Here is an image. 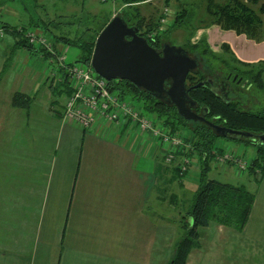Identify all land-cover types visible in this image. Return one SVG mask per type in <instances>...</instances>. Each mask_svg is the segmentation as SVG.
Instances as JSON below:
<instances>
[{
	"label": "crops",
	"instance_id": "crops-1",
	"mask_svg": "<svg viewBox=\"0 0 264 264\" xmlns=\"http://www.w3.org/2000/svg\"><path fill=\"white\" fill-rule=\"evenodd\" d=\"M198 34L239 63L264 62V35L256 40L217 23ZM15 41L7 31L0 38V72ZM33 55L46 66L34 67ZM48 66L43 51L18 46L0 81V264H65V255L70 260L76 250L84 252L86 264H156L157 245L170 249L173 225L156 222L160 164L155 156L149 162L151 143L143 139L131 147L128 141L140 131L127 119L120 126L97 119L85 127L65 119L64 106L45 115L54 106V92L67 88L65 105L72 91L69 81L58 85L48 76ZM41 89L49 104L37 97ZM17 91L32 96L29 106L12 103ZM253 189L243 230L211 222L200 228L197 251L222 232L228 264H264V178Z\"/></svg>",
	"mask_w": 264,
	"mask_h": 264
},
{
	"label": "trees",
	"instance_id": "trees-1",
	"mask_svg": "<svg viewBox=\"0 0 264 264\" xmlns=\"http://www.w3.org/2000/svg\"><path fill=\"white\" fill-rule=\"evenodd\" d=\"M141 1L143 0H121L125 6L119 9L118 13L124 16L129 25L137 27L139 33L145 36L153 47L160 49L164 42L170 40L172 33L178 28H183L190 32L188 34V41L182 46L200 61L199 66L189 72L186 78L187 87H190L189 95L194 100L191 108L198 113H203L205 118L212 123L238 130L251 131L255 134H264V109L258 108L257 104L255 106L249 104V101L253 102L261 96L264 98V62L258 63L259 68L254 73L250 70L251 75L249 72H240L236 65L227 68L223 60L211 55L207 43L195 41L193 36L195 35L196 28L188 21V15L191 16L194 9V7L190 8L189 6L193 5L194 0H177L178 10L164 30L158 28V21H150V19H146L141 15V10L138 8V4ZM169 1L171 2V0ZM169 1L167 0L168 3ZM204 1H206L205 8L212 17L209 22H206L207 24L217 23L225 29H233L256 40L263 37L264 23L261 14L264 13V0L263 2L261 0ZM110 18L111 16L99 29L90 31L87 29V36L73 40V42L80 43L83 51L82 56L77 60L78 62L91 66L90 60L96 37ZM30 23L35 27H42L44 30L48 28V26L36 21H30ZM0 27L3 28L5 33L7 31L13 34L16 40L15 47L10 48L7 52L3 70L0 72L1 81V78L14 59L15 48L22 46L30 50L40 49L42 51L44 49L34 46L29 41L26 28H20L19 25H13L1 20ZM149 34L154 35L149 36ZM54 41L56 43H59V41L65 43L71 42L68 37L61 35H55ZM169 42L172 43L171 41ZM46 53L49 52L46 51ZM225 67L232 74H237L238 78L242 77L243 80L245 79L247 85L242 87L237 81H231L233 83V86H230L231 88L225 86L221 90L215 84L216 81H213L214 83L209 81L212 80L211 78L215 73L221 72L220 70H224ZM63 70L62 79L58 85H68V73L66 70ZM202 81L204 84H199ZM169 83L170 81L167 80L166 86ZM108 87L111 91H115L122 97L141 101V110L154 115L158 122L165 125L171 133L185 129L192 135V138L184 136L185 142L190 138L192 140V148L190 147V149L184 152L188 156L197 157L199 163L197 188L193 192L192 202L186 212L184 214L181 213L179 218L173 217L171 221L182 231L174 243L173 252L167 264H186L189 254L201 246L200 228L208 226L211 222L242 231L249 219L256 192L255 189H249L244 183L237 184L224 181L211 175V171L213 170L212 162L215 155L223 152L222 148L215 145L217 137L220 136L214 128L203 120L186 119L178 113L173 103L163 98L155 97L149 91L138 87L127 79L108 80ZM65 89L67 88L61 87L62 91ZM31 102L32 96L23 92L17 91L12 96V103L14 105L29 106ZM253 104L255 103L253 102ZM245 105H248V107H245ZM225 138L253 143L256 146L255 156L248 164V171L255 180V187L258 186L264 178V140L245 138L240 135H230ZM181 151L180 153H183ZM166 169L168 170V168ZM170 171L172 172L170 174L172 182L176 180L181 182L182 176L187 173H182L180 165L177 164L172 165ZM181 186H184V182L181 183ZM158 198L160 203L168 202L170 205L172 203L173 205L177 204L178 199L174 192L171 195L159 194ZM163 220L170 222V218L164 217Z\"/></svg>",
	"mask_w": 264,
	"mask_h": 264
},
{
	"label": "rangeland",
	"instance_id": "rangeland-1",
	"mask_svg": "<svg viewBox=\"0 0 264 264\" xmlns=\"http://www.w3.org/2000/svg\"><path fill=\"white\" fill-rule=\"evenodd\" d=\"M205 2L206 1L204 0H194L193 5L189 6L190 8L194 7L193 14L191 16L188 15V21L196 28L195 34L197 35L193 36V39L195 41L207 43L210 54L213 56H217L218 59L223 60L226 63L225 65H227V68L236 65L238 71L240 72L247 73L252 70L254 73L259 68L257 63H248L246 65L243 63H239L238 61H235V59L233 58V54H227L224 51H217L216 46H213L211 43L209 44L208 36L201 37L198 34L200 28L209 26L210 24H207L206 22H209L210 19H212L211 15L205 8ZM261 2H263V0H261ZM124 6L125 5L122 4L121 0H0V20L3 22H9L13 25H19L20 28L40 30L42 31V34H45L50 39V41L48 42H51V40L53 42L55 35L68 37L71 40L70 43H65L63 41H59V43H56V41H54L53 44L55 43V45H57V48L55 47V45L53 47L57 50H62L63 52L65 51L64 53L66 54V63L86 66L85 63L77 61L82 56L83 51L81 49L80 43L73 42V40L81 38L82 36H87V29H89V31L93 29H99L110 16L112 18L113 15L118 14V10ZM138 8H140L141 15L143 17H145L146 19H150V21L153 22L158 21V28H160V30H164V28L168 26V24L163 23V17H166V19L170 22L171 19L174 18L176 11L178 10V3L177 0H171V2L169 1V3L167 2V0H143L138 4ZM30 21L39 22L42 25L48 26V28L44 30L42 27H35L31 25ZM188 34H190V32H188L187 30L178 28L172 33L169 41H171L174 45H183L188 41ZM4 35L5 32L3 30V35L0 36V38H2ZM42 49L45 50L42 51L44 52V54H47V58L51 60L53 55L49 51H47L49 53H46V48ZM32 58V62H35L34 67L38 66V64L43 67L46 66L45 60L35 58L34 55L32 56ZM35 59L37 61H34ZM50 66H48L47 68V74L49 77V71L51 69ZM227 68L225 67L224 70L228 71ZM249 73L250 75L252 74L251 72ZM245 83L246 84L243 85L244 87L247 85V82ZM59 90L60 94L58 93V91L54 92L53 94L54 106L52 109H50L49 100L44 97V90L41 89L39 91L37 97H44L43 102L49 104L48 108L50 113H47L45 111V115L51 113L57 114L59 112H62L66 95L64 91L61 90V88ZM119 96L122 97L121 95ZM122 98H124V100L128 103H132L133 105H135L137 110H141V101H139L138 99L133 100L129 97ZM253 102L255 104H253ZM253 102L249 101V104L251 106H255L257 104L258 108L264 109V98H262V96L259 97V99H255ZM245 107H248V105H245ZM85 111L89 116H97L98 120L102 119L103 121L108 122V120L104 119L103 116L98 114V110L88 107L87 109H85ZM142 113L145 115V117H148L150 119L149 121H151L152 127L151 129L138 128V130L140 131V136L134 134L130 138L128 143L131 147L136 148L139 140L141 141L144 139L146 142L149 141L151 143V148L148 154L149 157L147 156L149 158V162H154L153 156H155L158 162L157 165L160 164V171L159 174H157L156 181V207L154 206V209L156 211V222L164 223L162 219L163 217H166L170 218V222H168L172 223L171 221L173 217L179 218L181 213L184 214L186 212L188 206L192 202L193 192L197 188L199 172V163L197 157L188 156V154H185L186 152H184L191 147L192 135H190V132L186 131L185 129L176 133H171L165 125H163L161 122H158L157 118L154 115L148 114L144 111H142ZM50 124V128H52L53 126L55 127L54 124ZM44 125V127L46 128V119L44 121ZM160 133H165L168 136H177L184 142V136H190L191 138L183 147H174V145H172L171 143H169L167 146L165 142L162 141V135ZM215 145L222 148L223 152H231L244 161H247L248 164L254 158L256 152V146L253 143L237 141L234 139L225 138L223 136L217 137ZM171 150L173 151L170 153ZM180 150H182L181 152L183 153H180ZM186 159L189 160V163L187 164L188 169L187 173L182 176V179L184 180H182L184 182V186H181L180 181L176 180L172 182V179L169 177L170 174H167L166 168L170 170V168H172V165H181L185 162L184 160ZM46 163L47 159H45V164ZM161 166L163 169L161 168ZM212 166H215L214 162H212ZM216 166L217 168L211 171V175L216 176L217 178L224 181H229L237 184L244 183L251 190L255 187V180L248 171V165L245 166V168H241V166H239L238 164L229 161L221 164L219 163ZM165 187L166 189L164 190ZM173 192L177 195V204L173 205L172 203L170 205L168 202L160 203L158 198L159 194L171 195ZM151 201L148 202L150 210V206L152 204ZM168 222H166V224L170 225ZM172 225H170L172 227V231L170 233L171 240L167 245L170 247V249H163V245H157L156 264L168 263L170 259V257L168 258L169 252L170 254H172L174 243L181 234L182 230L175 223H172ZM100 228L101 226H98L96 231L99 232ZM166 228L168 230V227ZM212 229H214V227H212ZM203 230L206 232L209 231L207 228H203ZM165 235L167 236L169 234L166 232ZM225 237H227L225 233L219 232V234H216L214 238L208 240L210 242L207 243V245L206 240L202 241V245H206V247L198 251L194 249L193 253L190 256L188 264H228L229 250L226 246V243H224ZM65 248L66 249L64 250H66L67 254V247L65 246ZM80 251L81 252H78L76 250L72 256H68L70 260H67V255H65V264H86L84 261V252H82V250ZM160 251H162L163 254H160ZM119 252L121 251H116V254L118 256L117 259L121 257V255L118 254ZM85 260L87 261V259ZM103 260L104 259L98 261L97 264H102L101 262H103Z\"/></svg>",
	"mask_w": 264,
	"mask_h": 264
},
{
	"label": "water",
	"instance_id": "water-1",
	"mask_svg": "<svg viewBox=\"0 0 264 264\" xmlns=\"http://www.w3.org/2000/svg\"><path fill=\"white\" fill-rule=\"evenodd\" d=\"M199 64V59L182 45L166 41L160 49L153 47L121 13L113 15L97 35L90 60L91 67L100 76L107 80L127 79L133 82L155 97L173 103L186 119L206 121L219 136L240 135L264 140V134L212 123L203 113L191 108L194 100L189 95L186 78ZM167 80L170 81L168 86Z\"/></svg>",
	"mask_w": 264,
	"mask_h": 264
},
{
	"label": "built area",
	"instance_id": "built-area-1",
	"mask_svg": "<svg viewBox=\"0 0 264 264\" xmlns=\"http://www.w3.org/2000/svg\"><path fill=\"white\" fill-rule=\"evenodd\" d=\"M163 23L168 24L169 21L163 17ZM42 31L36 29H27V37L29 41L38 48H46L53 57L49 59L50 77L55 78L59 83L62 79V70L67 71L71 93L64 105L63 116L65 119H71L82 126H90L98 118L97 116H89L85 109L88 107L98 110V114L104 119L110 121L115 126H120L123 120L127 119L132 123H136L139 128L151 129V121L142 113V110H137L135 105L128 103L124 98L120 97L115 91H111L108 87V80L94 71L91 66L82 65H67L65 59L66 54L61 50L55 49L53 42ZM3 35V28L0 27V36ZM154 34H149L153 36ZM63 70V71H64ZM164 132V131H163ZM162 135V141L168 146L169 143L176 146L183 147L187 143L182 141L177 136H168L165 133ZM164 136V137H163ZM166 151V150H164ZM173 150L170 151V153ZM180 165V171L187 172L188 159ZM234 162L245 168L248 165L247 161L237 157L231 152H222L215 155L213 169L217 168V164L225 162Z\"/></svg>",
	"mask_w": 264,
	"mask_h": 264
},
{
	"label": "flooded vegetation",
	"instance_id": "flooded-vegetation-1",
	"mask_svg": "<svg viewBox=\"0 0 264 264\" xmlns=\"http://www.w3.org/2000/svg\"><path fill=\"white\" fill-rule=\"evenodd\" d=\"M220 71L221 72H217L213 75V77L211 78L212 79L211 82L216 81L215 84H217V87L219 89L221 88V90L225 88V86L232 87L233 83H231V81H237V83L240 84L242 87H244L243 85L246 84L245 82H247L245 79L243 80L242 77L238 78L237 74L234 75L230 71H225L223 69H221Z\"/></svg>",
	"mask_w": 264,
	"mask_h": 264
}]
</instances>
